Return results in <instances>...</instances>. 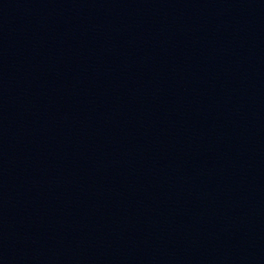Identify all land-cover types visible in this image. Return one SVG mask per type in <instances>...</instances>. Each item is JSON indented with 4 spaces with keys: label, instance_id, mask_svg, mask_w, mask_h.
<instances>
[{
    "label": "water",
    "instance_id": "1",
    "mask_svg": "<svg viewBox=\"0 0 264 264\" xmlns=\"http://www.w3.org/2000/svg\"><path fill=\"white\" fill-rule=\"evenodd\" d=\"M0 264H264V0H0Z\"/></svg>",
    "mask_w": 264,
    "mask_h": 264
}]
</instances>
